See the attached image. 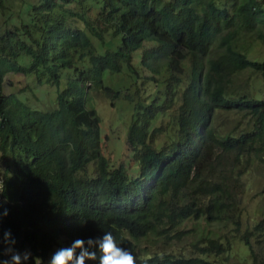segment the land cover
<instances>
[{
	"label": "trees",
	"instance_id": "1",
	"mask_svg": "<svg viewBox=\"0 0 264 264\" xmlns=\"http://www.w3.org/2000/svg\"><path fill=\"white\" fill-rule=\"evenodd\" d=\"M90 3L37 0L26 12L28 20L0 26V214L8 210L0 237L10 229L15 247L33 254L27 264H47L60 240L68 245L108 231L137 264H217L204 255L228 249L218 233L194 243L195 255L139 256L136 248L149 233L172 237L170 230L191 215L239 222L230 184L212 176L223 154L234 151L239 160L264 150V98L228 90L238 70L264 73V58H249L243 48L249 36L264 44V0ZM13 8L22 12L19 5ZM82 49L89 54L79 65L86 56ZM65 68H74L76 76L57 90L51 108L32 107L3 90L9 71L33 73L39 82L58 86ZM105 70L127 73L136 93L138 79L156 83L151 100L139 99L133 107L126 136L133 167L112 165L102 153L100 116L84 97L87 88L111 98L122 91L105 83ZM130 91L129 86L125 97L131 100ZM222 109L243 110L251 128L222 132L215 124ZM162 113L169 120L157 123ZM160 134L167 141L156 143ZM187 193L194 200L179 206L177 198ZM204 195L210 201L203 208L195 201ZM243 239L249 244L248 235Z\"/></svg>",
	"mask_w": 264,
	"mask_h": 264
},
{
	"label": "rangeland",
	"instance_id": "2",
	"mask_svg": "<svg viewBox=\"0 0 264 264\" xmlns=\"http://www.w3.org/2000/svg\"><path fill=\"white\" fill-rule=\"evenodd\" d=\"M37 0H2L0 4V26L14 28L19 26L20 18L28 20L27 11L32 7L31 4ZM88 0H85V7ZM21 6L22 12H18L11 7ZM76 4H74L75 6ZM77 6V5H76ZM78 7V6H77ZM250 41L243 48H248V57L262 60L264 58V44L249 36ZM249 46V47H248ZM86 56L80 61L79 65L84 64L89 54L86 49ZM133 54V61L139 65V57ZM78 53H75L77 56ZM186 69L191 65V60H185ZM140 70L144 71L142 67ZM182 74V82L180 85L186 86L188 81V71ZM60 84L57 86L51 82L44 80L39 82L33 73H24L22 71H9L4 76L3 90L5 93H14L24 102L32 107L51 108L55 104V96L57 90L62 88L69 78L76 76V70L73 68H65ZM127 73H117L105 70L103 80L106 84H110L116 89H122L117 97L111 98L106 96L102 90L87 88L85 89V99L88 105L94 106L100 116V134H101V151L109 158L112 165L120 162L125 163L129 167L135 164L131 159L132 153L127 147L126 136L129 123L132 118L134 104L139 100H151L152 93H156V83L146 80L144 84L141 79L139 83V92L136 93L135 84L131 82V78ZM88 85V82L85 83ZM130 86L132 99L125 97L127 88ZM228 90L232 91L234 96L246 92L248 95L264 98V73L253 70L250 67L238 70L232 75L231 83ZM181 103L180 99H176ZM180 100V101H179ZM169 113H162L156 119L157 123H164L169 120ZM250 118L244 117L243 110H220L215 117V124L219 126L222 132L233 129L237 132L243 129L251 128ZM165 134H160L156 139V143L167 141ZM235 152L223 154L217 163V168L213 174V180H217L220 175L224 183L230 184L231 191L234 196L235 219L238 223L227 218H209L203 214L200 216L191 215L181 220L175 227L170 230L174 233L172 237L167 235H156L149 233L138 239L136 252L140 255H149L165 251L174 254H197L194 243H199L201 239L208 236L226 237L224 241L228 244V249L222 253L205 254L209 260L215 261L217 264H264V150L257 153L248 152L241 156L239 160L234 158ZM88 168L93 169L94 165L90 163ZM2 163L0 160V174L2 171ZM127 167V166H126ZM1 183V181H0ZM228 185V184H227ZM195 196L187 193L186 197L182 195L177 198L179 206L194 200ZM1 199V197H0ZM210 201L209 195L196 198L195 203L203 208ZM227 201H229L227 199ZM187 230V232L175 236L176 232ZM244 235L249 236V244L245 243ZM66 246L63 240L60 244L54 246L48 255L58 247ZM27 249V248H26ZM24 250V249H23ZM21 250V251H23ZM47 259V261H48Z\"/></svg>",
	"mask_w": 264,
	"mask_h": 264
},
{
	"label": "clouds",
	"instance_id": "3",
	"mask_svg": "<svg viewBox=\"0 0 264 264\" xmlns=\"http://www.w3.org/2000/svg\"><path fill=\"white\" fill-rule=\"evenodd\" d=\"M7 215L8 210L4 209L0 221ZM16 244L12 231L3 230L0 237V264H27L33 259L29 249L21 251L15 247ZM47 264H137V257L108 231L97 236L76 238L70 244L56 248Z\"/></svg>",
	"mask_w": 264,
	"mask_h": 264
}]
</instances>
